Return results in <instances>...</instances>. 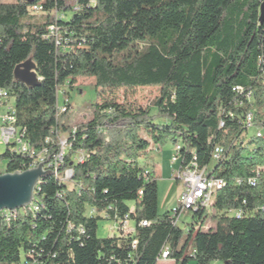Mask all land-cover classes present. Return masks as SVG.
Listing matches in <instances>:
<instances>
[{
    "label": "trees",
    "instance_id": "1",
    "mask_svg": "<svg viewBox=\"0 0 264 264\" xmlns=\"http://www.w3.org/2000/svg\"><path fill=\"white\" fill-rule=\"evenodd\" d=\"M261 2H0V90L13 104V122L34 156L42 152L45 159L59 152V134H67L56 173L43 177L35 189L31 206L37 210L24 207L11 211L16 215L8 221L0 220V264H156L165 247L176 264H264V211L259 210L264 135H255L264 127ZM35 5L57 15L32 21ZM50 25L60 29L58 43ZM27 61L35 65L38 84L15 75ZM78 78H94L101 92L157 87L156 113L148 105L96 102L91 118L68 124L69 105L59 113L58 95ZM249 111H254L250 137L243 121ZM158 117L165 121L155 122ZM168 141L180 157L179 170L193 162L207 176L225 181L210 208L190 211L187 231L173 224V209L158 212L154 171L140 165L150 150ZM217 147L221 153L215 161ZM78 152L82 160L74 161ZM34 156L3 148L0 163L6 172H20L33 166ZM66 171L72 172L68 179ZM251 177H257L254 185L247 182ZM87 209L95 215H87ZM235 209L246 215H228ZM102 213L115 225L127 215L133 231L98 238Z\"/></svg>",
    "mask_w": 264,
    "mask_h": 264
},
{
    "label": "rangeland",
    "instance_id": "2",
    "mask_svg": "<svg viewBox=\"0 0 264 264\" xmlns=\"http://www.w3.org/2000/svg\"><path fill=\"white\" fill-rule=\"evenodd\" d=\"M16 0H0V2H14ZM32 1V0H27ZM32 21H40L47 14L51 16L55 15L54 11L51 13L44 12L42 10L29 12ZM57 15V14H56ZM55 15V16H56ZM70 15V14H69ZM94 78H78L73 84H67L62 88L59 93V105L64 103L69 105V112L66 116L68 124H76L92 117L94 110V103H103L106 101L116 103H132L142 106H152L153 100L159 94V89L153 86L136 87V88H113L108 89L104 92L96 90L94 88ZM66 91V93H63ZM1 111V110H0ZM152 114L156 113L155 107H151ZM64 112V111H63ZM165 120L161 117L155 119L157 123H163ZM254 133V129L251 128L248 131V137ZM60 138L67 139V134H59ZM3 151V147H1ZM83 156L82 152H78L74 157V161H79ZM174 156L173 144L168 141L164 147L160 150L152 149L148 152L146 158L140 159L141 164H145L148 168L154 171L157 187H158V212L160 214L166 213L177 207L183 193V183L177 180V172L179 169V162L173 163L172 157ZM41 161V156L37 157L36 167ZM211 162L210 165H213ZM5 163H3L4 165ZM45 166V165H44ZM46 169V168H44ZM129 205L133 207V203L129 202ZM211 213H216L211 210ZM87 215H95L90 209H87ZM102 220L98 221L97 237L98 238H109L112 236L119 235V231L116 230L114 221L108 220L105 214H101ZM191 221V213L186 211L180 219L178 226L188 230L186 226ZM209 226H214L211 219H207ZM133 226V222H130V226ZM123 235H129L128 232ZM186 254H191V247L186 249ZM156 264H176L172 259H159ZM187 264H196L194 260H189ZM210 264H223L221 261L215 260Z\"/></svg>",
    "mask_w": 264,
    "mask_h": 264
},
{
    "label": "built area",
    "instance_id": "3",
    "mask_svg": "<svg viewBox=\"0 0 264 264\" xmlns=\"http://www.w3.org/2000/svg\"><path fill=\"white\" fill-rule=\"evenodd\" d=\"M93 2L94 0H90ZM42 7L35 5L31 8L32 11L41 10ZM73 10L77 11L79 10L78 6H74ZM49 34L50 36H53L57 43L59 41V33L60 29L56 25H50L49 28ZM238 91H242V88L236 87L235 88ZM248 101H250L252 98L250 95H247ZM0 109L2 110L0 112V150L1 147L3 148H9L11 151H14L18 154H29L31 157L34 156V153L27 142L24 133L20 131L15 125L14 122H12V115L15 114L13 104L8 98V92L5 90H0ZM66 110V104L61 105L58 107V111L63 112ZM221 114V111H220ZM254 119V111H249L244 115L243 121L246 124V127L249 129L252 127V122ZM224 125V122L220 120L219 127H222ZM255 135H264V127L255 129ZM67 148V139L60 138V150L59 152L52 158L49 159L48 162L45 164L44 168L46 170H50L56 173L58 166L61 164L63 160V155L65 152V149ZM180 149V146H176V150ZM221 149L217 147V151H215V161L218 160L220 157ZM41 156V161H45L44 153H38L36 156H34V167L36 165L37 157ZM82 160V157L79 159V161ZM180 160V157L178 154H175L172 157V162L175 163ZM206 169L197 168L195 163H191L189 166L185 167L182 170L178 169L177 172V179L183 183V193L181 195L179 204L177 207L173 208V215L175 216L173 224H179L181 217L186 211H198L199 209L203 208H210L211 202L214 198V195L216 192L223 188L225 185V181L222 178L215 177L212 175H206ZM6 173V168L4 167L3 163L1 165L0 163V175ZM72 172L66 171L65 173V179L70 178ZM257 176L259 175V171H256ZM257 178V177H256ZM255 177H251L247 179V182L251 185H254L256 182ZM240 180H237V183H240ZM33 203V201H32ZM31 203V204H32ZM31 204L25 206V208H32L33 210H37V206H31ZM260 211H264V204L259 206ZM16 213H10V210H2L0 211V220L8 221L13 216H15ZM228 215H233L237 218L245 216V212L243 210H229ZM129 218L126 215L123 220H120L116 223V230L122 231V232H131L129 228ZM141 225H147V222L142 221L140 223ZM204 229L208 228V225H203ZM136 241H133L132 245L135 247ZM169 256V248L165 247L164 250L161 253V256L159 259H167ZM31 258L33 256L31 255Z\"/></svg>",
    "mask_w": 264,
    "mask_h": 264
},
{
    "label": "water",
    "instance_id": "4",
    "mask_svg": "<svg viewBox=\"0 0 264 264\" xmlns=\"http://www.w3.org/2000/svg\"><path fill=\"white\" fill-rule=\"evenodd\" d=\"M258 23H264V0L259 6ZM35 65L24 62L17 66L15 75L26 84H38ZM49 159L40 162L36 167H31L20 172H6L0 175V211L23 208L32 203L35 189L40 180L52 173L44 169Z\"/></svg>",
    "mask_w": 264,
    "mask_h": 264
},
{
    "label": "crops",
    "instance_id": "5",
    "mask_svg": "<svg viewBox=\"0 0 264 264\" xmlns=\"http://www.w3.org/2000/svg\"><path fill=\"white\" fill-rule=\"evenodd\" d=\"M175 163H176V162H175ZM140 165H141V166H144L143 164H140ZM146 168H147L148 170L150 169V168H148V167H146ZM130 207H131V205H130ZM131 210H133L132 207H131ZM130 222H133V221L131 220ZM130 222H129L128 225H129V228L132 230L133 227H134V223H133V226H132V225L130 226Z\"/></svg>",
    "mask_w": 264,
    "mask_h": 264
},
{
    "label": "bare ground",
    "instance_id": "6",
    "mask_svg": "<svg viewBox=\"0 0 264 264\" xmlns=\"http://www.w3.org/2000/svg\"><path fill=\"white\" fill-rule=\"evenodd\" d=\"M12 122H13V117H12ZM259 136H260V135H259ZM261 136H262V135H261ZM215 151H217V148L215 149ZM215 151H214V155H213L214 158H215ZM17 172H19V171H17ZM24 207H25V206H24ZM24 207H23V208H24ZM20 209H22V208H20ZM15 210H18V209H15ZM11 211H14V210H10V212H11Z\"/></svg>",
    "mask_w": 264,
    "mask_h": 264
}]
</instances>
